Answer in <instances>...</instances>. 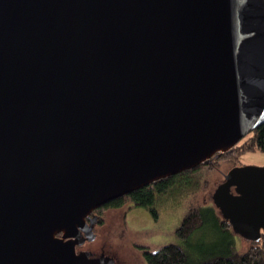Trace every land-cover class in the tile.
I'll return each instance as SVG.
<instances>
[{
    "label": "water",
    "instance_id": "1",
    "mask_svg": "<svg viewBox=\"0 0 264 264\" xmlns=\"http://www.w3.org/2000/svg\"><path fill=\"white\" fill-rule=\"evenodd\" d=\"M263 123L264 0H0V264H95L55 235ZM223 179L264 237V167Z\"/></svg>",
    "mask_w": 264,
    "mask_h": 264
},
{
    "label": "rangeland",
    "instance_id": "2",
    "mask_svg": "<svg viewBox=\"0 0 264 264\" xmlns=\"http://www.w3.org/2000/svg\"><path fill=\"white\" fill-rule=\"evenodd\" d=\"M236 152L234 150L231 155L219 153L211 165L200 167L192 177L183 175L176 178L169 190L156 197L153 206L155 215L148 209L133 204L132 211L130 209L127 215L120 219L124 209L132 202H127L116 209H105L102 212L105 224L98 227V236L89 245L105 242L108 248L111 246L117 251L121 264H146L143 258L144 248L154 251L169 243H179L176 229L189 208L214 205L210 195L230 167L233 165L264 167V151L254 149L241 154ZM231 233L234 246L239 250H244L255 243L253 239L234 231ZM197 238L198 241L202 239L211 242L214 236L205 233L198 235ZM136 243L140 246L136 247L134 245ZM193 248L194 245L190 250L191 256L195 254Z\"/></svg>",
    "mask_w": 264,
    "mask_h": 264
},
{
    "label": "trees",
    "instance_id": "3",
    "mask_svg": "<svg viewBox=\"0 0 264 264\" xmlns=\"http://www.w3.org/2000/svg\"><path fill=\"white\" fill-rule=\"evenodd\" d=\"M254 149L264 151V123L249 132L224 154L231 155L234 150L237 154H241ZM209 160L192 169L156 180L106 203L105 206L119 207L132 202L155 215L153 206L156 197L169 190L176 178L183 175L192 177V174L196 173L200 167L211 165ZM211 195L210 199L213 202ZM232 231L231 225L222 217L215 205L191 207L184 214L176 229V236L180 239L179 243H169L157 250L145 251L143 258L146 264H264V237L261 236L259 240H254L255 243L248 248L239 250L234 246ZM205 233H210L214 239L211 242L202 239L198 241L197 236ZM193 245L195 254L191 256L190 250Z\"/></svg>",
    "mask_w": 264,
    "mask_h": 264
},
{
    "label": "flooded vegetation",
    "instance_id": "4",
    "mask_svg": "<svg viewBox=\"0 0 264 264\" xmlns=\"http://www.w3.org/2000/svg\"><path fill=\"white\" fill-rule=\"evenodd\" d=\"M214 157H212L209 160L210 163L214 162ZM234 166H240V165H233L232 167ZM232 167H230L226 172H228ZM219 181L220 182L216 185V187L224 181L223 176ZM230 191L234 193V186L230 187ZM133 204L134 203L128 204V207L124 209L123 213L121 214L120 219L124 218L127 215L128 211L131 209ZM119 207H107L104 204L96 209H93L85 217L86 223L83 226L84 229L78 228L79 233L77 232V235L75 237L72 236L62 237L61 232H58L55 236L58 239H62L61 243H65L67 246L72 245L76 255H84V253L87 254L88 258L94 259L93 261L95 262V264H121L119 256L117 255V251L111 246L110 248H108L105 242L99 243V245H93V246L89 245L92 242H94L95 239L97 238L98 227L103 226L105 224V220L103 218L102 212L105 209H110V208L116 209ZM130 211H132V209ZM134 245L136 247L140 246L137 243ZM145 251H149V250L144 248L143 253Z\"/></svg>",
    "mask_w": 264,
    "mask_h": 264
}]
</instances>
